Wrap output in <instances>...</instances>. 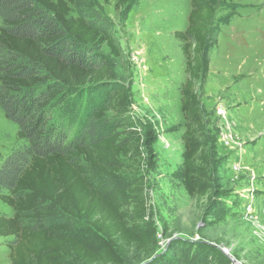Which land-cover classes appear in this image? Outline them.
Here are the masks:
<instances>
[{
	"label": "trees",
	"instance_id": "16d2710c",
	"mask_svg": "<svg viewBox=\"0 0 264 264\" xmlns=\"http://www.w3.org/2000/svg\"><path fill=\"white\" fill-rule=\"evenodd\" d=\"M218 1L190 0L185 29L173 33L187 75L179 88L180 177L195 203L211 190L207 126L196 86L209 70ZM132 4L117 0L115 9ZM88 5L87 0H0V109L17 126L21 142L5 157L0 154V201L12 212L0 213V238H11L5 244L10 264H124L130 249L149 254L156 244V229L144 222V182L130 191L114 183L123 159L144 161L139 148L157 141L152 128L145 127V134L137 128L124 91L108 88L71 136L69 125L51 117L54 102L68 90L104 88L114 77V67L90 49L104 47L115 58L120 50L105 25L93 21L97 14ZM74 8L89 15L74 16ZM107 116L116 121L114 129L100 134L95 124ZM167 253L171 263L164 257L154 264L208 261L174 246Z\"/></svg>",
	"mask_w": 264,
	"mask_h": 264
},
{
	"label": "rangeland",
	"instance_id": "374dc122",
	"mask_svg": "<svg viewBox=\"0 0 264 264\" xmlns=\"http://www.w3.org/2000/svg\"><path fill=\"white\" fill-rule=\"evenodd\" d=\"M116 2L87 0L97 14L93 21L105 25L120 50L115 58L104 47L90 49L114 67V77L104 88L68 90L54 102L51 117L69 125L71 136L87 109L101 104L108 88L118 87L137 128L143 134L145 127L152 128L157 136L153 145L139 148L144 161L123 159L114 182L129 191L144 182V222L156 229L151 252L130 249L124 264H154L164 257L171 263L167 252L173 246L187 256H206L207 264H232L225 252L239 264H264V0H219L216 5L209 70L196 86L207 126L211 184L209 197L199 203L186 194L180 177L184 118L179 88L187 75L173 37L186 27L190 0H133L119 10ZM84 9L74 8L73 15H89ZM115 123L107 116L95 125L104 134ZM17 130L0 109L3 157L20 145ZM0 213L12 215L1 201ZM9 240L0 238V264H10Z\"/></svg>",
	"mask_w": 264,
	"mask_h": 264
},
{
	"label": "water",
	"instance_id": "95a60500",
	"mask_svg": "<svg viewBox=\"0 0 264 264\" xmlns=\"http://www.w3.org/2000/svg\"><path fill=\"white\" fill-rule=\"evenodd\" d=\"M226 256L229 258V260L231 261L232 264H239L235 259L231 258L227 252H225Z\"/></svg>",
	"mask_w": 264,
	"mask_h": 264
}]
</instances>
